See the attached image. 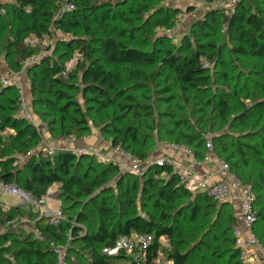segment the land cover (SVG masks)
<instances>
[{
	"label": "trees",
	"instance_id": "1",
	"mask_svg": "<svg viewBox=\"0 0 264 264\" xmlns=\"http://www.w3.org/2000/svg\"><path fill=\"white\" fill-rule=\"evenodd\" d=\"M65 1L17 0L16 3L0 4V8L5 10L0 14V53H4L9 68L18 71L24 58L38 52L37 47L24 43L27 36L47 34L51 25L71 33L70 40L59 41L51 56L27 71L32 97L30 105L37 106V109H31L33 115L46 125L50 136L56 140L71 134L77 138L90 135L91 122L88 114L95 115V128L100 130L98 131L105 140L114 147H121L134 158L145 161L148 151L146 137L141 129L145 125V119L153 117V107L147 99L139 101L133 91L147 88L161 76L162 70H167L166 76H175L177 86L185 95L186 101L198 98L200 92L211 84L204 59L215 60L216 45L209 41L190 45L188 40L186 46L181 48L184 52L174 53L163 48V55L159 57L154 50L144 49L146 43L134 37L136 29L132 25L134 19L141 18L148 26L145 31L151 32L150 23L145 21L144 14L153 8V0H136L133 5H128L129 0H115L113 3L69 0L75 8L63 12L61 5ZM249 1L253 2L251 10L246 8V0H241L228 16L224 15L223 10L211 8L201 21V28L210 29L214 24L223 22L234 41L233 54L264 59V1ZM154 11L149 19L152 20V25L170 29L175 25L170 16L178 15L181 9L159 7ZM140 14H143L142 17ZM56 15L60 17L55 20ZM117 20L124 22L126 26H118L114 23ZM76 52L82 53L83 60L64 75L67 61ZM227 79L228 76L224 74L223 82ZM262 80L260 96L252 106H246L245 100L238 98L245 89L236 93L240 109L238 118L242 125L240 133L247 131L245 135L240 138L213 135L212 144L214 150L218 149L225 156L223 160L228 163L231 172L243 183L253 186V206L258 215L253 230L264 247V139L260 141L258 131H248L251 128L256 130L263 123L264 76ZM235 89L236 92L237 87ZM160 92L171 93L172 89L165 87ZM79 97L83 99V104L77 100ZM230 97L221 91L204 99L203 105L214 107L216 121L213 117L204 115L196 119L195 126L191 125L184 109L169 107L163 113L166 119L163 122L170 126L164 132L166 140L170 144L188 148L197 159H203L207 152L206 133L225 127L231 119ZM245 98H249V95L246 94ZM175 101V95L166 99L168 105ZM18 107L17 86H3L0 83V131L7 127L15 130L13 135H6L4 138L0 135V182L15 185L38 200L46 195L50 186L57 184L65 220L52 225L47 217L31 206H11L4 209L0 205V226L4 227L13 220L17 223L13 226L15 229L11 227L0 234V264H55L53 246L65 244L69 236L71 240L76 239L82 250L87 252V257L83 256V262L73 261L67 254L69 264H114L121 258L127 259L129 264H138L130 257L110 256L104 252L105 249L113 248L118 239L133 232L154 235V247L158 246L160 236H168L171 244L168 254L174 259V264H220L217 260L222 257L228 258L229 264H246L235 248L233 231L238 219L230 210L231 204L218 203L203 192L192 193L171 174V167L168 165H152L142 177L126 173V176L134 177V187L131 191L127 189L129 197L126 208L119 215L112 202H108L105 197L99 200L97 194V190L106 184L105 177L111 171H118L113 162L102 166L99 175L91 176L92 161L88 163V169H80L82 160L93 159L91 157H95L94 155H78L73 151L59 150L52 156L43 153L34 155L21 167L15 154L36 146L40 142V135L31 122L15 117ZM201 112L206 113L203 110ZM163 122H158L156 127L151 128L157 130ZM253 141L257 142L256 145L247 143ZM163 173L167 176H161ZM121 182L120 178L119 189H122ZM140 192L151 201V210L146 207L145 214L131 209ZM82 197L88 198L87 204L91 207L89 216L100 218L99 226L93 229L88 223V215L81 211L77 213V223H87V232L71 223L73 217L66 216L67 208L63 205V201L76 204ZM180 198H185L186 201L174 207ZM171 209H174L173 215L168 213ZM27 213L30 217L35 215L32 221L34 232L20 226L25 222H21L19 218L26 217ZM186 213L189 214L186 218L191 225L197 224L198 230L209 226L216 229L223 227L224 230L220 235H215L211 242L199 241L194 248L196 251L184 252L181 250L184 237L190 234L193 240L197 237L195 232L185 231L183 220ZM221 218L224 222H220ZM38 231L43 240L35 237Z\"/></svg>",
	"mask_w": 264,
	"mask_h": 264
},
{
	"label": "rangeland",
	"instance_id": "2",
	"mask_svg": "<svg viewBox=\"0 0 264 264\" xmlns=\"http://www.w3.org/2000/svg\"><path fill=\"white\" fill-rule=\"evenodd\" d=\"M6 0H0V2H5ZM95 3L99 2H105V3H113L115 0H92ZM136 0H129L128 5H133ZM241 0H237V2L229 5L228 3H225L226 6H221L218 4H212L209 1L205 0H192L189 2H182L179 0H153V8L147 12L145 15V21H148L150 23L149 28H151V32L147 33L145 31V28L148 26L144 24L142 19H134L133 24L135 26L136 31L134 32V37H136L138 40H142L141 42L145 41V47L144 49L147 51L154 50L155 53L161 57L163 53L161 52L163 48H168L174 53H180L184 52L181 50L183 46H186L187 41L190 40V45H198L200 43H205L209 41L212 44H215V50L217 51V55L215 60L214 59H204L206 69L209 71L208 73L211 76V84L207 86L204 91L200 92L199 97L196 99H192L190 102L185 100V95L182 93V90L177 86V82L175 79V76L173 74L167 75V70H162L161 76L157 77L147 88H137L133 91L135 95L138 96L139 101H143L144 99H147L146 101L152 105L153 107V119L152 118H146L145 119V125L143 124V127L141 131H143V135L146 137V149L148 151V157L145 161L148 163L154 165V162L157 158H159L166 150V146L170 144V141L166 140L164 136V132L168 129H170V126H168L167 123H164L163 121H166V119L163 117V113L168 110L171 106H177V110H183L185 113H187V117L191 120V125H196V119L199 117H202L204 115H207V117H213L214 121H216V112H213L214 107H209L208 105H203L202 101L204 99H208L211 95H214L218 92H226L231 97V105H232V116L229 121V123L221 128V129H214L206 133V137L209 138V136L213 135H226L231 137H237L240 138V136L245 135L247 131H242L240 133V130L242 129V125L240 123V120L238 116L240 115V109H239V103L237 101L236 93L238 91H242V89H245L244 94L241 93V96H238V98H243L245 102L247 103L246 106L250 107L254 104V100L260 96V91L263 87V80L262 77L264 76V59H256L253 57H238L235 54L232 53V48L234 46V41L231 38V34L228 33L226 24L221 22V24H212V28L206 29L201 28V21L204 19L206 12L208 10H211V8H216L217 10H223L224 15L228 16L231 12H233L236 7L238 6L239 2ZM264 1V0H262ZM246 8L248 10H251V6L253 5V2L246 0ZM127 5V6H128ZM224 5V4H223ZM264 7V2L262 4ZM163 7V8H180L181 11L178 15H171V19L174 21L175 25L170 29H164L159 27H154L152 25V20H149L150 17L154 15V10L156 8ZM143 14H140V16ZM142 17V16H141ZM118 26H126L124 22H121L120 20H117V22H114ZM54 32V31H53ZM125 40H129L126 38ZM129 43H132L131 41ZM57 47V46H56ZM55 51V50H54ZM5 59V55L3 52L0 53V59ZM6 60V59H5ZM222 63H225L224 66H222ZM158 70L159 68L156 67ZM15 72V71H14ZM226 74L228 76V79L226 82H223V75ZM167 77V78H166ZM26 89H29L28 84L25 85ZM170 87L172 89L171 93H161L160 91L165 88ZM235 87H237V91L235 92ZM254 93V94H253ZM248 94L249 98H245V95ZM171 95L176 96V101L173 102V104L168 105L166 102V99L169 98ZM239 95V94H238ZM27 96L29 99V107L33 109H37V106L30 105L31 103V92H27ZM80 99H77L81 104H83V99L79 97ZM196 101V102H195ZM201 110L205 111L201 112ZM88 117L91 122V133L93 131L97 130L95 128L94 120L93 118L96 117L95 115L88 114ZM206 118V117H205ZM38 122V128L41 130V135H45L48 132V128L45 124L41 123L39 119H37ZM163 122L162 126L157 127V130L152 129L151 127H156V123ZM144 123V122H143ZM220 125V124H218ZM99 130V129H98ZM97 130V131H98ZM100 131V130H99ZM99 133L100 138L105 144H110L109 141L104 139V136ZM248 131L255 133L258 131V136L261 139H264V119L261 126H259L256 130L255 129H249ZM50 136V134H49ZM49 136L48 139H49ZM89 137V135H85ZM51 141L56 140L53 139L51 136ZM229 140H234L233 138H229ZM226 141V140H225ZM230 141V142H231ZM256 142V141H255ZM254 141L253 142H247L253 145H256ZM73 148V147H71ZM260 149V148H259ZM261 151V150H260ZM93 159H84L82 160V169L80 170H86L88 169V163L92 161V169L93 171L90 173L91 176L99 175L102 172V166H106L107 161L102 160L98 157H91ZM213 158L215 160H223L225 156L220 153L218 149L213 151ZM129 172L122 173L119 170L117 172L111 171L105 178H106V184L97 190L98 199L105 197L108 202H112V205L114 206V210L119 215L121 210H124L126 208V201L129 197V191H131L134 187V177L131 175L126 176ZM121 178V188L119 189V183L118 180ZM56 186H58L56 184ZM104 188L107 190L105 191ZM58 189V188H57ZM105 191V192H104ZM59 193V192H58ZM57 198L61 202L59 196L57 195ZM4 201L9 204H16V198L5 196ZM186 201L185 198H180L174 207L178 206V204H182ZM88 198L82 197L78 201H76V204L74 203H68L63 201V205L65 208H67L66 216L73 217L72 224L78 225L83 229V232H87L88 226L87 223H77L76 216L78 212H83L88 215L89 220L88 223H90V226L93 229H96L100 224V218L97 216H89V211L91 210L90 205L87 204ZM7 205V204H6ZM19 206V205H14ZM48 206L50 208L55 207V203L51 202L48 203ZM151 210V201L147 200L143 197L142 193L140 192L136 198V201L132 203L131 209L136 211L137 213H146V208ZM230 210L232 211L234 217L238 215V207L234 204H231ZM171 215L174 214V209L169 210ZM29 214H26L27 222L21 223L20 226L25 228L27 231L34 232L35 229L33 227V220L35 215H32L30 217ZM189 214L186 213L185 218L183 220L184 227L186 233L195 232L197 235V239L194 240L191 238V234L189 236H185L184 239V245L182 246L181 250L184 252L191 253L194 248L196 247V244L199 241H204V243L211 242L212 238L215 235H220L221 232L224 230V228L216 229L215 227L210 228L206 227L205 229H199L197 228V224L191 225L188 218ZM67 218V217H66ZM220 222H224V220L221 218ZM219 223V222H218ZM9 227H6V225L0 226V234L1 232H5L6 229ZM12 229H15L13 227ZM208 236L204 237L203 235ZM210 233V234H208ZM68 243V239L66 240L65 244H60V246H66ZM70 249V252H69ZM228 249V247H227ZM196 251V250H194ZM105 252V251H104ZM67 254L73 258V261L76 260V262H83L84 257H87V252L83 251L80 247V244L77 242L76 239L70 240L68 243V249ZM218 263L220 264H229L230 261L228 258L222 257L219 258ZM114 264H129L127 259L121 258L120 260H116Z\"/></svg>",
	"mask_w": 264,
	"mask_h": 264
},
{
	"label": "built area",
	"instance_id": "3",
	"mask_svg": "<svg viewBox=\"0 0 264 264\" xmlns=\"http://www.w3.org/2000/svg\"><path fill=\"white\" fill-rule=\"evenodd\" d=\"M17 0H6L5 2L16 3ZM182 2H189L192 0H179ZM5 2H0L3 4ZM237 2V0H214L212 4L226 6ZM224 4V5H223ZM75 6L69 0H66L61 5V11L69 12L74 10ZM29 10V7L26 8ZM4 8H0V14L4 13ZM60 15H56L58 19ZM54 31V32H53ZM71 33L63 29L56 28L54 25L50 26L49 32L42 36L30 34L24 39V43L30 47H37L38 52L28 55L21 61V68L18 71H12L6 60L0 59V83L3 86L14 84L19 91V107L16 118H24L31 122L37 129L40 135V142L27 150L26 152L15 154L21 167L24 163L34 155L43 153L52 156L59 150L73 151L78 155L88 154L94 155L107 162H113L122 173L129 172L138 177L144 176L147 169L152 164L147 161H142L134 158L130 153L126 152L121 147H114L111 143L105 144L111 151L112 156H107L102 150L95 149L89 145L83 144L79 146H67L58 148L47 141V136L41 135V130L38 128V122L29 107V99L26 89V83L29 86V79L27 71L30 67L42 62L45 58L51 56L56 49L59 41L70 40ZM83 60L82 53L76 52L69 61H67L64 69V75L72 71L79 62ZM15 134L12 128H4L0 131V135L4 138L6 135ZM49 135V133H47ZM87 136L77 138L71 134L65 137H60L57 140L65 144H71L78 140L85 142ZM173 149L185 155L186 159H179L171 154L164 153L156 159L154 165L164 167L168 165L171 167L172 175H175L181 185H184L192 193H205L211 199L218 203L228 202L235 204L238 207V222L234 228L235 248L239 252L240 259L246 264H264V247L257 239L253 227L257 221L258 215L253 206L255 201V193L253 186L249 183H243L241 179L231 172L230 167L224 160H216V166L210 168L208 164L214 160L213 158V144L212 136H209L206 147L207 152L203 159H197L194 153L188 148L169 144ZM1 159V157H0ZM161 176H167L163 173ZM58 186L53 184L47 189L46 195L38 200L32 197L31 193L9 183L0 182V205L4 209L14 205L23 207L31 206L33 210L39 211L40 214L48 218V222L52 225H57L65 220V215L61 209V202L57 198ZM9 196L16 198V204H9L4 201V197ZM54 202L55 207L52 209L48 203ZM7 204V205H6ZM21 222H27V218L20 217ZM16 220L10 221L6 227L15 226ZM37 238L43 240L41 232H37ZM71 237H68V243ZM156 239L154 235L149 233L133 232L127 237H121L117 240L113 248L105 249V253L110 256L124 255L130 257L138 264H174V259L169 256L168 252L171 250L169 237L162 235L158 238V246L154 247ZM66 246L54 245V252L56 254L55 264H69L67 258Z\"/></svg>",
	"mask_w": 264,
	"mask_h": 264
},
{
	"label": "crops",
	"instance_id": "4",
	"mask_svg": "<svg viewBox=\"0 0 264 264\" xmlns=\"http://www.w3.org/2000/svg\"><path fill=\"white\" fill-rule=\"evenodd\" d=\"M46 136H49V135H47L46 134ZM47 138V141L50 143V144H52V145H54L55 147H58V148H64V147H67V146H71V147H74V146H79V145H83V144H86V145H89V146H91V147H93V148H95V149H99V150H102L107 156H112V153H111V151L106 147V145H105V143L102 141V139L100 138V136H99V133H98V131L97 130H95V131H93L92 132V134L91 135H89V137H87V139H86V141L85 142H82L81 140H78V141H76V142H74V143H69V144H65L64 142H60V141H58V140H52L51 141V138H50V136H49V139H48V137H46ZM167 148H166V150H165V152L164 153H167V154H171V155H173V156H176V157H178L179 159H186V157H185V155L184 154H182L181 152H179V151H177V150H175V149H173L171 146H166ZM163 153V154H164ZM214 166H216V160L214 159V160H212V162H210L209 164H208V167H210V168H212V167H214ZM231 204V203H230ZM235 205V204H234ZM238 216V215H237Z\"/></svg>",
	"mask_w": 264,
	"mask_h": 264
},
{
	"label": "water",
	"instance_id": "5",
	"mask_svg": "<svg viewBox=\"0 0 264 264\" xmlns=\"http://www.w3.org/2000/svg\"><path fill=\"white\" fill-rule=\"evenodd\" d=\"M225 203H228V202H222V204H225Z\"/></svg>",
	"mask_w": 264,
	"mask_h": 264
}]
</instances>
